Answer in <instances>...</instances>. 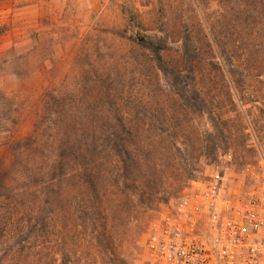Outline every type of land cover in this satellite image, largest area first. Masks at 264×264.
Segmentation results:
<instances>
[{
  "label": "rangeland",
  "instance_id": "obj_1",
  "mask_svg": "<svg viewBox=\"0 0 264 264\" xmlns=\"http://www.w3.org/2000/svg\"><path fill=\"white\" fill-rule=\"evenodd\" d=\"M241 2L0 0V264H146L192 181L264 156Z\"/></svg>",
  "mask_w": 264,
  "mask_h": 264
},
{
  "label": "built area",
  "instance_id": "obj_2",
  "mask_svg": "<svg viewBox=\"0 0 264 264\" xmlns=\"http://www.w3.org/2000/svg\"><path fill=\"white\" fill-rule=\"evenodd\" d=\"M146 264H264V156L227 161L150 224Z\"/></svg>",
  "mask_w": 264,
  "mask_h": 264
},
{
  "label": "trees",
  "instance_id": "obj_3",
  "mask_svg": "<svg viewBox=\"0 0 264 264\" xmlns=\"http://www.w3.org/2000/svg\"><path fill=\"white\" fill-rule=\"evenodd\" d=\"M239 12L244 17V24L246 25L248 23V20L252 17L260 19V20H264V0H242L240 4ZM212 42H213V45L216 47L217 54L222 59H225L227 56L226 47L221 45L215 38H212ZM246 46H247V51H248L249 45L246 44ZM231 72L232 71L227 70L228 75L232 78ZM117 152H118L117 155L121 156V153H119V151Z\"/></svg>",
  "mask_w": 264,
  "mask_h": 264
}]
</instances>
